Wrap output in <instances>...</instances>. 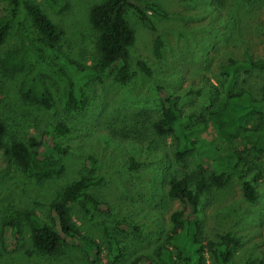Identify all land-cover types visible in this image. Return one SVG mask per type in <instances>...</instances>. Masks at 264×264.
Here are the masks:
<instances>
[{"label": "rangeland", "instance_id": "rangeland-1", "mask_svg": "<svg viewBox=\"0 0 264 264\" xmlns=\"http://www.w3.org/2000/svg\"><path fill=\"white\" fill-rule=\"evenodd\" d=\"M24 1L37 6L61 30V55L83 66L96 65L98 34L90 25L89 13L105 0H57L55 4L49 0ZM135 3L155 6L156 11L144 8L153 30L134 12L126 13L135 35L127 56L128 81L117 83L115 72L100 80L89 79L79 87L87 107L77 112L61 103L49 76L42 77V83L53 98L50 109L22 99L20 84L30 73L34 57L43 58L54 71L59 67L42 51L41 37L23 8H18L0 45V117L7 128L5 144L12 140L39 144L50 137L56 149L48 156L62 170L37 180L10 164L0 174V264H132L136 258L154 262L155 251L170 230L169 217L181 208L180 203L167 198V180L171 176L194 180L205 175L198 169L195 153L177 162L173 139L153 133L150 124L158 119L161 106L158 88L179 97L177 108L186 126L206 121L211 100L220 97L226 87L219 67L230 58L264 56V0ZM8 8L0 2V16L6 15ZM156 39L160 42L158 55L154 52ZM16 50L24 52L22 69L7 72L1 62ZM58 124L65 133H52ZM196 130L203 129L198 126ZM211 144L218 155L234 149L221 141ZM87 157L93 160L92 168L86 165ZM242 170L244 178L255 182L259 198L247 203L240 180L230 174L224 187H211L204 194L197 216L205 239L215 242L218 235H228L235 241L231 264L264 263L263 168ZM83 178L100 182L85 193L104 202L106 209L102 212L90 202H73L68 207V219L81 236L98 246L95 260L85 254L80 243H66L53 257L37 254L29 241L31 223L22 217H14L16 230L7 232L4 212L25 211L52 226L51 206ZM129 224L137 230L127 231L124 226ZM104 230L117 243L122 255L119 259L108 257L110 245ZM205 259L206 264H213L208 255Z\"/></svg>", "mask_w": 264, "mask_h": 264}, {"label": "trees", "instance_id": "trees-1", "mask_svg": "<svg viewBox=\"0 0 264 264\" xmlns=\"http://www.w3.org/2000/svg\"><path fill=\"white\" fill-rule=\"evenodd\" d=\"M49 1L52 4L57 3V0ZM135 1L105 0L91 8L89 22L98 34L96 41L98 60L92 67L77 64L60 54L58 45L61 41V30L37 6L24 0H0L9 5L8 13L0 16V45L17 17L18 8L22 7L41 37L42 51L55 67H59L54 71L43 58L34 57L30 73L20 84L19 92L22 99L50 109L53 98L46 85L42 83V77L49 76L48 79H52L61 103L71 111L77 112L87 107L79 87L84 86L89 79L100 80L102 76L115 72L114 80L126 84L129 79L128 50L135 41L134 31L125 17L126 13L134 12L142 23L153 30L144 8L156 11L155 6L138 5ZM159 47L160 42L156 39L154 43L156 55ZM21 53L22 51L16 50L6 55L1 65L7 72L22 69L21 59L24 52L22 56ZM219 69L220 76L226 82L224 92L220 97L211 100L207 120L191 126H186L185 119L177 108L179 97L158 88L161 106L158 119L150 124L153 133L157 137L168 136L173 139V157L177 162H182L187 155L195 153L198 158V169L204 170L205 175H199L194 180L176 176H171L167 180V198L180 203L181 208L169 217L171 227L163 244L155 251L156 261L136 258L132 264H176L175 260L181 264H206V255L212 259L213 264H231L235 241L228 235H218L215 242L205 239L197 214L208 189L224 187L230 174L237 175L240 180L241 194L247 203H253L259 198L255 182L242 176V168L249 170L262 167L264 174V56L253 58L247 55L243 60L230 58ZM212 88L215 92L218 91ZM198 126L203 130L197 132ZM6 130V125L0 117V174L10 164L16 165L26 175L37 180L60 174L62 166L48 156L51 150L56 149L51 144L50 137L42 139L39 144H35L33 140H30L29 145L12 140L6 145ZM65 132L66 129L58 124L52 133ZM209 139L211 142L231 144L234 149L228 150L227 154L218 155L211 142L206 143L205 140ZM85 162L92 168V158L87 157ZM99 183L83 178L69 186L60 201L51 206L52 226L46 225L25 211L4 212L7 232L16 230L14 217H22L31 223L29 241L37 254L53 257L61 253L66 243L78 245L80 243L84 245L82 247L85 254L95 260L99 252L98 246L81 236L71 226L68 207L73 202H90L96 210L105 211L107 205L104 202L96 201L85 193L90 186ZM124 227L129 232L137 230L130 224ZM103 235L110 245L108 257L113 260L122 257L115 240L110 238L105 230Z\"/></svg>", "mask_w": 264, "mask_h": 264}]
</instances>
